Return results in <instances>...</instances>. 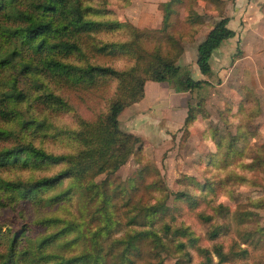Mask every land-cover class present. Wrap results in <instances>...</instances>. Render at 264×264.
<instances>
[{"label": "rangeland", "instance_id": "obj_1", "mask_svg": "<svg viewBox=\"0 0 264 264\" xmlns=\"http://www.w3.org/2000/svg\"><path fill=\"white\" fill-rule=\"evenodd\" d=\"M80 1L91 7L88 13L94 19L156 28L160 27L162 18L159 4L165 0ZM233 1L177 2V12L171 15L165 31L177 39L176 45L182 48L176 63L188 69L193 78L199 75L194 63L197 43L220 16L231 17ZM189 11L197 12L201 21H186ZM8 23L5 19L0 21L1 51L12 44L2 33ZM130 37V30L124 25L82 32L69 38L78 49L61 58L75 65L93 62L127 69L133 63L128 53L100 52L95 50V45L128 41ZM162 38L160 33L148 32L141 34L137 42L146 48L163 43ZM222 41L215 49L227 50L231 44L233 49L223 59L211 53V73L206 75L210 79L208 84L187 96L193 104L194 117L185 125L177 111L162 110L166 107L162 100L163 88L170 85L163 81L153 86L157 100L149 109L133 115L131 122L126 110L118 118L120 128L139 136L136 143L141 147L129 153L117 169L103 171L92 178L96 193L81 196L79 189L73 186L68 199L54 204L55 215L83 222L89 205V211L94 210L99 215L97 205L111 203L109 209L115 217L124 219L135 215L137 221L143 222L142 227L160 236L161 262L158 264H196L203 259L201 248L209 250L212 264H264V82L259 75L244 74L241 62L249 63L238 59L242 51L235 46V41L229 38ZM21 57L26 58L25 54ZM234 59H237L236 66L232 67ZM11 76L26 96L7 106L0 105V109L6 107L12 113L11 117L0 113V129L3 130L0 147L30 141L52 153H73L79 149L80 142L75 141L73 131L78 129L82 119L91 120L103 113L114 97L117 84L112 76H104L92 86L44 75L41 81L34 82L31 75L23 74L12 63L8 67L0 66V94L7 90ZM47 91L59 96L66 106L57 108L58 102L45 96ZM168 107L171 108L169 102ZM66 164L15 161L0 165V177L32 180ZM70 183L84 181L68 176L42 194L60 191ZM177 191L186 192L188 196H177ZM100 197H108L109 202L100 204ZM14 206L27 220L50 214L26 200ZM147 207H155V210L144 215ZM13 213L10 205L0 208L1 230L10 225ZM183 228L195 238L193 241L188 240L187 234H178L184 233ZM213 230L216 233L211 236ZM179 241H184V245L180 246ZM214 245L229 254L225 261L216 262L212 252ZM241 248L245 253L230 255L231 251ZM6 249L5 239L0 237V254Z\"/></svg>", "mask_w": 264, "mask_h": 264}, {"label": "trees", "instance_id": "obj_2", "mask_svg": "<svg viewBox=\"0 0 264 264\" xmlns=\"http://www.w3.org/2000/svg\"><path fill=\"white\" fill-rule=\"evenodd\" d=\"M178 1L165 0L159 4L162 11L160 27L137 28L117 20L94 19L88 13L91 7L82 5L80 0H0V21L5 19L9 22L2 33L12 43L7 45V49L0 50V66L8 67L15 63L23 74L31 75L34 82L41 81L42 75L87 86L103 80L104 76H112L117 81L114 97L103 113L91 120L82 119L78 129L73 131L75 141L80 142L79 149L73 153H52L30 141H18L10 146L0 147V165L15 161L23 164H36L41 161L67 163L51 174L32 180L0 177V208L10 205L14 210L10 215V225L4 230L0 226V237L5 239L7 247L5 253L0 254V264L161 262L160 236L142 227L143 222L137 221L135 215L126 216L124 219L118 215L115 217L109 209L111 203H106L109 202L108 197H100V204H106L97 205L99 215L94 210L89 211V205L83 222L57 216L53 208L55 203L70 197L69 192L73 186L79 189L81 196H87L89 192L96 193V184L92 183V178L103 171L117 169L129 153L141 147L140 143H136L138 135L120 128L118 115L124 107L143 96V84L146 80L166 81L174 91L189 93L208 84L206 79L193 78L188 69H182L176 63L182 48L176 45L177 39L165 30L171 15L177 12ZM185 20L200 22L201 18L197 12L189 11ZM227 21V16H220L196 45L195 64L202 75L211 73L209 59L213 50L222 40L234 35V30L227 26ZM122 25L128 26L130 30L131 37L128 41L103 42L95 45V50L113 54L128 53L133 63L127 69H116L93 62L75 65L61 58L78 49L74 41H69L70 37L82 32L114 29ZM148 32L160 33L163 43L146 48L138 43L140 35ZM21 54H25L26 58L22 59ZM11 77L7 90L0 94V105L7 106L9 102L22 100L26 96V92L16 85L14 76ZM45 96L53 97L58 102L57 108L66 106L51 91H47ZM4 108L5 110L0 109L1 115L11 117V111ZM193 117V104L187 101L182 123L186 125ZM2 134L3 130L0 129V136ZM68 176L84 183H70L60 191L42 194L43 190L58 185ZM175 194L180 197L188 196L183 191ZM24 200L38 204L41 210L50 214L27 220L25 214L14 206ZM154 210L155 207L144 208V215L151 214ZM182 230L184 233L178 234H187L189 241L195 239L185 228ZM172 232L175 233V230L172 229ZM215 233L213 230L210 235L214 236ZM144 244L148 247H144ZM178 244L183 246L184 241H179ZM73 246H77V249ZM200 250L203 259L196 264H212L209 250ZM245 251L241 248L231 251L230 255H240ZM65 252L67 253L64 254ZM212 252L216 256V262L225 261L229 256L219 245H214Z\"/></svg>", "mask_w": 264, "mask_h": 264}, {"label": "crops", "instance_id": "obj_3", "mask_svg": "<svg viewBox=\"0 0 264 264\" xmlns=\"http://www.w3.org/2000/svg\"><path fill=\"white\" fill-rule=\"evenodd\" d=\"M230 12L231 17H228L227 26L234 30V35L229 37V39L235 41V46L239 48L240 52L242 51L238 59L249 63L241 62V69L246 76H261V80L264 82V0H234ZM231 49H233V44L227 50L214 49L212 54H218L223 59L228 56V53H230L228 51ZM236 60H233L232 67L236 66ZM196 77L206 79L207 81L210 80L209 77L201 73ZM158 84H163V81L146 80L143 87V96L138 101L124 107L120 113L126 110V114L128 113L127 119H130L131 122L134 119L133 115L136 113L142 114L145 109H149L151 104L157 100L155 97L157 92L155 93L152 87H156ZM252 89L258 91L255 87H252ZM163 90L162 100L166 104V107L161 109L177 111L182 123L186 112V102L188 101L187 96L189 92H176L167 84ZM168 102L171 108L168 107ZM148 116L152 118L151 112L148 113Z\"/></svg>", "mask_w": 264, "mask_h": 264}]
</instances>
